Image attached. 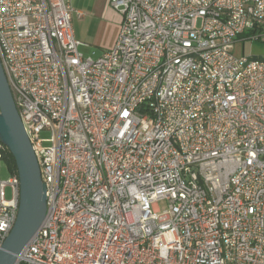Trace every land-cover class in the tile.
<instances>
[{
    "label": "built area",
    "instance_id": "built-area-1",
    "mask_svg": "<svg viewBox=\"0 0 264 264\" xmlns=\"http://www.w3.org/2000/svg\"><path fill=\"white\" fill-rule=\"evenodd\" d=\"M110 4L119 36L94 59L72 0H0V59L47 188L17 264H264V56L235 53L264 42V0ZM8 153L0 141V250L19 211Z\"/></svg>",
    "mask_w": 264,
    "mask_h": 264
},
{
    "label": "water",
    "instance_id": "water-1",
    "mask_svg": "<svg viewBox=\"0 0 264 264\" xmlns=\"http://www.w3.org/2000/svg\"><path fill=\"white\" fill-rule=\"evenodd\" d=\"M0 141L15 160L20 180L16 223L0 250V264H17L18 257L41 229L47 216V188L33 146L16 107L0 59Z\"/></svg>",
    "mask_w": 264,
    "mask_h": 264
},
{
    "label": "crops",
    "instance_id": "crops-1",
    "mask_svg": "<svg viewBox=\"0 0 264 264\" xmlns=\"http://www.w3.org/2000/svg\"><path fill=\"white\" fill-rule=\"evenodd\" d=\"M72 7L75 11L74 33L82 45L88 47V44L82 42L85 36L87 40L90 37L91 42L100 48L102 53L115 46L123 17L111 7L110 0H72ZM239 44L244 45L242 42L237 45Z\"/></svg>",
    "mask_w": 264,
    "mask_h": 264
},
{
    "label": "rangeland",
    "instance_id": "rangeland-1",
    "mask_svg": "<svg viewBox=\"0 0 264 264\" xmlns=\"http://www.w3.org/2000/svg\"><path fill=\"white\" fill-rule=\"evenodd\" d=\"M74 24V22H73ZM85 33V32H83ZM108 36V34H106ZM82 42L85 44H88V47L82 45L80 47V52L84 55L85 58L92 57L94 59L99 58L102 55V52L100 48L94 45L93 42H91V38L89 37V40L84 36L82 39ZM236 53L240 55L245 56H253V57H263L264 56V42L262 41H246L244 45H237L236 46ZM42 139H49L50 134L47 132H43L41 134ZM47 145V144H45ZM1 177L3 179H8L10 177V174L7 171L6 165L2 164L1 166ZM7 197L11 198V191L10 189L7 190ZM169 202L166 200L159 201L156 206L160 210V213L164 212L165 210L169 209Z\"/></svg>",
    "mask_w": 264,
    "mask_h": 264
},
{
    "label": "trees",
    "instance_id": "trees-1",
    "mask_svg": "<svg viewBox=\"0 0 264 264\" xmlns=\"http://www.w3.org/2000/svg\"><path fill=\"white\" fill-rule=\"evenodd\" d=\"M5 165H6L7 171L10 175L17 173L15 160L10 153H8L6 156Z\"/></svg>",
    "mask_w": 264,
    "mask_h": 264
}]
</instances>
